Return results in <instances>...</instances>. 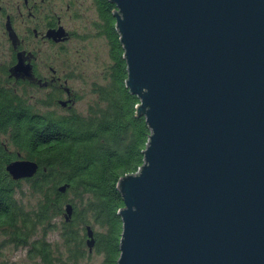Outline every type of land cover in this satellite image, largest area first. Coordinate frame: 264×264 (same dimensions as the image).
Listing matches in <instances>:
<instances>
[{
	"label": "water",
	"instance_id": "water-1",
	"mask_svg": "<svg viewBox=\"0 0 264 264\" xmlns=\"http://www.w3.org/2000/svg\"><path fill=\"white\" fill-rule=\"evenodd\" d=\"M109 1L150 130L142 166L117 183V264H264V0ZM11 70L32 78L22 60ZM38 168L6 165L13 179Z\"/></svg>",
	"mask_w": 264,
	"mask_h": 264
},
{
	"label": "trees",
	"instance_id": "trees-1",
	"mask_svg": "<svg viewBox=\"0 0 264 264\" xmlns=\"http://www.w3.org/2000/svg\"><path fill=\"white\" fill-rule=\"evenodd\" d=\"M97 5L102 31L110 38V54L115 59L110 80L98 94L104 105L96 103L86 115L57 116L49 124L0 123V132L8 131L24 158L39 166L35 175L26 179L39 199L35 208L25 210L14 195L19 181L12 180L4 169L10 157L0 146V229L8 236L6 241L25 247L27 255L39 258L42 264L57 262L45 239L53 229L59 231L64 245L72 248L74 261L90 255L84 249L85 227H92L89 223L100 227L98 231L92 227L93 250L103 256L100 264H117L122 232L118 209L123 207L117 183L121 176L135 173L142 166V150L150 135L145 117L136 116L139 98L125 86L126 63L112 14L115 5L109 0H97ZM62 185H66L64 192L59 191ZM68 192L73 198L66 197ZM82 200L83 211L77 207ZM68 202L73 210L66 221ZM57 217L62 221H56ZM39 231L40 237L36 236Z\"/></svg>",
	"mask_w": 264,
	"mask_h": 264
},
{
	"label": "flooded vegetation",
	"instance_id": "flooded-vegetation-1",
	"mask_svg": "<svg viewBox=\"0 0 264 264\" xmlns=\"http://www.w3.org/2000/svg\"><path fill=\"white\" fill-rule=\"evenodd\" d=\"M87 1L88 7L93 8L102 21L97 0H14L11 3L0 0V42L7 44L9 52L6 60L0 56V123L49 124L57 116L77 113L73 108L80 98L72 85L76 73L67 57L69 48L66 46L74 38L70 24L77 14L75 10L84 7ZM104 35L110 45V38ZM111 59L110 73L115 66V59L112 56ZM19 60L25 67L30 66L31 79L11 70ZM101 87L94 90L99 94ZM60 110L63 114H58ZM4 114L10 117L1 118ZM8 133L0 132V146L10 157L4 165L5 171L11 161L25 159ZM7 174L14 181L29 179H13Z\"/></svg>",
	"mask_w": 264,
	"mask_h": 264
},
{
	"label": "rangeland",
	"instance_id": "rangeland-1",
	"mask_svg": "<svg viewBox=\"0 0 264 264\" xmlns=\"http://www.w3.org/2000/svg\"><path fill=\"white\" fill-rule=\"evenodd\" d=\"M12 1L14 0H8L9 3ZM88 5L89 2L87 1L84 7L82 5L77 8L78 10H75L77 14L70 24L71 31L74 32V38L66 46V49L69 48L67 57L74 64V71L76 73V78L72 85L75 87L80 98L75 104L73 111L81 115H86L90 107L95 106L96 103L99 106L104 105V101L99 99L96 90L99 86L107 84L110 80V71L113 65L110 45L102 31V21L97 16L95 10L88 7ZM8 53L7 44L4 41L0 42V56L2 60H6ZM62 112L60 110L58 114H63ZM1 136L3 140L7 141L4 135ZM10 148L13 149L11 145ZM21 156L24 157L22 151ZM19 185V187H16L14 193L18 203L25 210L35 208L39 196L34 194L26 180H21ZM66 197L71 199L73 198V194L68 192ZM83 204L84 201L82 200V205L78 202L77 206L82 211ZM62 219L61 217H57L55 220L61 222ZM89 224L92 225L94 231L100 230L98 225L94 223ZM40 235L41 231L36 236L40 237ZM6 238L8 236L0 229V264H42L39 258L28 256L25 247H16L6 241ZM45 239L51 244L53 258L57 260L55 264H100L103 260L102 253H96L93 249L89 252L86 246L84 249L90 255H84L74 261L73 258L75 256L72 254V248L70 249L64 245L57 229L49 231ZM67 251H70V254Z\"/></svg>",
	"mask_w": 264,
	"mask_h": 264
},
{
	"label": "bare ground",
	"instance_id": "bare-ground-1",
	"mask_svg": "<svg viewBox=\"0 0 264 264\" xmlns=\"http://www.w3.org/2000/svg\"><path fill=\"white\" fill-rule=\"evenodd\" d=\"M115 11H116V9H115Z\"/></svg>",
	"mask_w": 264,
	"mask_h": 264
},
{
	"label": "built area",
	"instance_id": "built-area-1",
	"mask_svg": "<svg viewBox=\"0 0 264 264\" xmlns=\"http://www.w3.org/2000/svg\"><path fill=\"white\" fill-rule=\"evenodd\" d=\"M137 172V171H136Z\"/></svg>",
	"mask_w": 264,
	"mask_h": 264
}]
</instances>
